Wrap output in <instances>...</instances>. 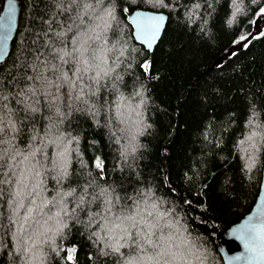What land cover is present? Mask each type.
I'll use <instances>...</instances> for the list:
<instances>
[{
  "label": "trees",
  "instance_id": "1",
  "mask_svg": "<svg viewBox=\"0 0 264 264\" xmlns=\"http://www.w3.org/2000/svg\"><path fill=\"white\" fill-rule=\"evenodd\" d=\"M19 1V29L12 52L0 67L4 79L15 73L14 62L23 58L35 39L30 34L34 0ZM4 2L0 0V12ZM165 4L85 0L81 10L85 21L101 8L115 16L114 20L105 17L109 26L97 28L100 39L91 42L112 71L98 85L88 79L94 67L85 75L84 85L92 84L97 93L90 101L95 104L94 116L61 104L68 111L62 122L53 115L48 130L46 120L40 119L37 139L29 141L31 125L17 137L16 164L10 166L6 157L0 167V264H28L17 251L25 233L45 220L54 233L61 200L73 216L64 217L68 239L57 236L51 247L42 245L37 257L40 254L43 260L34 264H69L61 248L72 244L79 247L78 264H89V254L94 257L92 264H105L95 255L96 248L78 234L81 231L99 233L98 245L117 241L123 245L125 255L113 254L107 264L118 258L132 264H225L219 250L221 236L252 210L263 177L264 36L260 33L264 18L259 9L264 0H165ZM136 9L169 16L153 54L135 40L128 16ZM145 58L152 61L148 76L139 66ZM64 91L61 85L58 94L67 100ZM251 105H255L254 119L249 116ZM251 131L257 133L255 149L247 139ZM60 152L65 153L70 175L58 184L52 162L59 161ZM249 156L255 157L254 162ZM94 157L103 160L102 172L94 167ZM250 162L253 166L246 167ZM102 188L108 189L111 206L100 196ZM81 196L86 197L83 204ZM126 214L136 217L137 227H131L130 221L121 226L133 237L105 228V221L112 227L116 216ZM77 219L87 227L77 224ZM144 221L157 225L153 240L165 237L162 256L136 235L148 231ZM133 238L143 247L138 248Z\"/></svg>",
  "mask_w": 264,
  "mask_h": 264
},
{
  "label": "snow or ice",
  "instance_id": "2",
  "mask_svg": "<svg viewBox=\"0 0 264 264\" xmlns=\"http://www.w3.org/2000/svg\"><path fill=\"white\" fill-rule=\"evenodd\" d=\"M162 7H167L165 0H156ZM8 16L4 17L7 26L0 25V58L6 55L4 45L7 43L9 33L12 27L11 15L14 7L13 0H7ZM85 7V0H34V10L36 12L33 18V31L30 33L35 37L30 43L32 47L24 50L23 58H17L14 62L15 73L9 78H0V167L3 166L5 158L15 159L20 155V151L15 143L17 137L27 128L29 141L37 139L40 135V129L36 127L40 119L46 120L45 129L50 130L53 126V115L57 117V122H62L63 118L68 115V111L61 109V104L69 111L81 112L84 114L95 115L93 109L95 104L90 101L97 95L92 90V84L84 85L85 75L96 69L94 74L89 76L88 79L95 82L97 85L103 77L110 74L112 69L105 66L104 57L96 54V49L92 48L91 42L100 39V35L96 33L97 28H107L108 19H115L112 11H105L101 8L99 11L92 12L90 18L85 21L81 15V10ZM91 7V5H88ZM126 11V10H123ZM104 13V15H101ZM259 14L264 18V7L259 9ZM162 15H153L145 18L142 25H138L142 32L150 35L151 39L148 41V48L153 47V41L158 39L160 33V21L163 20ZM70 33V35H69ZM264 36V32L260 33ZM241 40H247V37H241ZM247 47V44L244 45ZM47 50V53L43 51ZM48 57L59 62L60 66L52 63ZM99 61V63H96ZM69 66L68 70H64V66ZM146 76L149 75L152 69V61L145 58L139 65ZM46 73L55 76V80L49 79ZM70 73V74H69ZM149 78H155L149 76ZM59 81L60 83H57ZM61 85L64 86L63 99L60 92ZM87 87V91L85 90ZM55 88L56 92L52 89ZM140 93H137L139 95ZM79 105H84L83 108ZM251 105L249 109V116L254 119V113ZM45 113L47 115L45 116ZM252 120H249L251 123ZM256 132L248 136V141L252 142L251 147L256 148L255 137ZM66 140L77 139L75 137L66 136ZM244 143V141H241ZM264 143V140H262ZM35 155V153H31ZM64 152L58 153L59 161H53V170L57 171L58 176L54 177L59 184L61 180L67 179L70 173L68 172V164L64 160ZM26 158V157H25ZM255 157L249 156V161L254 162ZM93 164L96 169L101 172L104 170V162L98 157H94ZM253 163H248L246 167L251 168ZM99 175V173H98ZM23 181V174H21ZM93 182L89 181V186ZM26 186V185H25ZM38 187V185H37ZM115 191V189H113ZM108 193L107 188L100 190V196H105ZM19 194V193H18ZM32 193H29L31 195ZM86 197L81 196V204L84 203ZM119 200V197H116ZM104 203L108 206L112 205L110 199L105 198ZM60 206V211L56 215V229L53 233L52 229L47 227V221L42 224L37 222V225L32 228L30 232L25 233V238L22 244L17 249L18 253L22 254L27 260L28 264H34L37 257V250L42 248V245H54L57 236L67 240L68 237L64 235L65 229L69 228V223L64 221V217L69 220L73 219L72 213L67 212L63 208V201L57 202ZM31 211V210H30ZM138 214V213H137ZM151 215V213H148ZM125 221L131 222V227H137L135 215L116 216L112 221V227H109L108 221H105V228L109 232L115 229H120L128 237H133V234L128 232L126 228L121 226ZM77 224L86 228L87 226L83 221L76 220ZM147 227V232H137L136 235H142L144 242L151 245L157 250V256L165 254L164 242L165 237L160 235L157 240H153L155 233L152 229L157 225L149 224L144 221ZM261 229H264V224L256 225L251 222V219L241 226L239 231L240 239L244 241L245 250L251 253V257H243L244 259H264V235L261 234ZM24 232V228H21ZM89 241V243L96 248L95 255L101 257L105 264L107 258L113 254L124 256L121 249L123 245L117 241L115 244L98 245L97 240L101 239L99 233L92 232L90 235L85 231L78 233ZM95 237V240L93 239ZM121 240L124 236L120 237ZM134 239V238H133ZM134 243L138 248H142L140 240H135ZM53 252L56 248H51ZM61 250L65 253L64 260L69 264H78L79 247L76 244L63 247ZM93 255H88L89 264H92ZM241 257H237L240 259ZM43 260V258H40ZM114 264H132L131 260L122 261L119 258L114 261ZM165 264H168L166 261Z\"/></svg>",
  "mask_w": 264,
  "mask_h": 264
},
{
  "label": "water",
  "instance_id": "3",
  "mask_svg": "<svg viewBox=\"0 0 264 264\" xmlns=\"http://www.w3.org/2000/svg\"><path fill=\"white\" fill-rule=\"evenodd\" d=\"M14 7L11 15L12 27L9 33V38L7 43L4 45V51L6 53L5 56L0 58V67L6 62L8 57L12 52L13 42L16 38L21 14H22V5L19 0H13ZM8 4L7 0L4 2V6L0 12V25L7 26L4 17L8 16ZM153 15H162L164 17L163 20L160 21V33L158 35V39L153 41V47L151 49L148 48V41L151 39L150 35L146 32H142L141 28L138 25H142L145 21V18ZM129 23L133 27V34L135 40L138 44L143 45L151 54H153L156 45L159 43L166 26L169 21V16L165 12L160 11H152L146 9H136L128 16ZM3 29H0L2 31ZM251 219V222L256 225L264 224V169H263V177L259 195L256 199V202L252 208V210L245 215L239 222L233 224L229 227L224 234L221 236L219 242V250L224 259L225 264H264V259H244L243 257H251L252 254L246 252L244 241L240 239V233L237 231ZM261 234L264 235V229H261ZM237 257H241L237 259Z\"/></svg>",
  "mask_w": 264,
  "mask_h": 264
},
{
  "label": "rangeland",
  "instance_id": "4",
  "mask_svg": "<svg viewBox=\"0 0 264 264\" xmlns=\"http://www.w3.org/2000/svg\"><path fill=\"white\" fill-rule=\"evenodd\" d=\"M235 6H236V9H235V10H236V12H238V10H239L238 7H240V6L238 5V3H236ZM253 132H255V131H251V133H250L248 136H251ZM248 136H247V137H248ZM6 162H8V164H9L10 166H13V165L16 164V160H15V159H11V160L8 159ZM18 205H20V204H18ZM39 257L41 258L42 256H40V254H39ZM40 258H37L36 260H38V259H40ZM35 264H39V262H35Z\"/></svg>",
  "mask_w": 264,
  "mask_h": 264
}]
</instances>
